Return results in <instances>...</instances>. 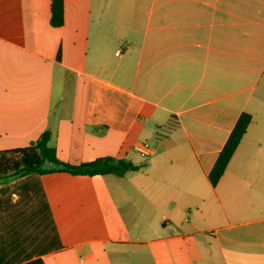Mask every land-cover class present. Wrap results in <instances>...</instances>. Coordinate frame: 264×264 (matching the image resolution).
Returning <instances> with one entry per match:
<instances>
[{
  "label": "crops",
  "instance_id": "1",
  "mask_svg": "<svg viewBox=\"0 0 264 264\" xmlns=\"http://www.w3.org/2000/svg\"><path fill=\"white\" fill-rule=\"evenodd\" d=\"M63 16L0 0V151L49 131L61 161L139 169L0 181V264H264V0H64Z\"/></svg>",
  "mask_w": 264,
  "mask_h": 264
},
{
  "label": "trees",
  "instance_id": "2",
  "mask_svg": "<svg viewBox=\"0 0 264 264\" xmlns=\"http://www.w3.org/2000/svg\"><path fill=\"white\" fill-rule=\"evenodd\" d=\"M63 13L64 0H51V24L53 26L63 24ZM251 121L252 116L247 112H243L236 121L209 173V179L213 185H216L224 174ZM171 129L169 127L168 131ZM50 136V132L46 131L27 147L0 151V181L30 173L51 172L89 176L112 174L123 177L128 172L139 169L138 165L125 159L109 156L78 165L61 161L57 156L56 149L49 145Z\"/></svg>",
  "mask_w": 264,
  "mask_h": 264
},
{
  "label": "built area",
  "instance_id": "3",
  "mask_svg": "<svg viewBox=\"0 0 264 264\" xmlns=\"http://www.w3.org/2000/svg\"><path fill=\"white\" fill-rule=\"evenodd\" d=\"M117 54H119V52ZM134 149L143 156L151 154V149L147 143H137L135 144Z\"/></svg>",
  "mask_w": 264,
  "mask_h": 264
},
{
  "label": "rangeland",
  "instance_id": "4",
  "mask_svg": "<svg viewBox=\"0 0 264 264\" xmlns=\"http://www.w3.org/2000/svg\"><path fill=\"white\" fill-rule=\"evenodd\" d=\"M48 165V164H47Z\"/></svg>",
  "mask_w": 264,
  "mask_h": 264
}]
</instances>
